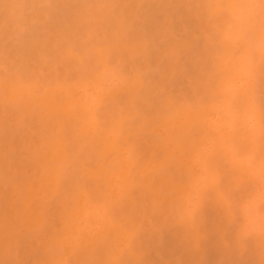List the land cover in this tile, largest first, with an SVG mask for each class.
Masks as SVG:
<instances>
[{
	"label": "bare ground",
	"instance_id": "bare-ground-1",
	"mask_svg": "<svg viewBox=\"0 0 264 264\" xmlns=\"http://www.w3.org/2000/svg\"><path fill=\"white\" fill-rule=\"evenodd\" d=\"M207 2L217 6L0 0V264H264L261 129L251 108L234 106L250 98L253 60L264 56V10L260 0ZM202 15L224 49L213 65L212 98L192 104L166 97V114H142L136 101L150 112L154 89L165 81L177 94L191 84L186 73L199 65ZM69 17L87 25L81 45L111 24L119 42L138 24L146 35L133 53L144 57L142 67L121 75L108 49L77 52L73 34L50 31ZM33 52L38 63L26 80L14 69ZM93 54L91 79H70L68 69L53 76L59 64L83 67ZM125 90L129 108L101 122L104 100ZM66 179L72 190L50 211ZM208 193L214 203L205 207ZM236 220L252 241L236 242L229 227ZM194 225L195 246L187 238Z\"/></svg>",
	"mask_w": 264,
	"mask_h": 264
},
{
	"label": "snow or ice",
	"instance_id": "snow-or-ice-1",
	"mask_svg": "<svg viewBox=\"0 0 264 264\" xmlns=\"http://www.w3.org/2000/svg\"><path fill=\"white\" fill-rule=\"evenodd\" d=\"M216 7V4H209L207 0H202L199 7L202 10H206L208 7ZM220 7H227L226 4L219 5ZM195 7V6H194ZM260 7L264 10V0H260ZM219 19V17L217 18ZM206 15H202L200 18L199 29L196 35L199 37L200 42L196 48V54L199 58V65L194 73H186L191 79V84L187 89L180 94L174 91H170L167 82L163 84L162 90L160 88L154 89V95L151 100V111L145 112L144 105L141 100L138 99L134 105L136 109H139L142 114L152 115L156 111L167 113L170 109L166 108V97L179 103L182 100L187 99L190 103L196 104L197 102L207 104L212 98L211 93L215 87L214 78L212 76L214 72V62L223 55V47L219 43V34H214L210 24H206ZM50 31L58 32L63 31L66 34H73V43L76 45V51L81 52L82 47L92 48L98 47L101 49H108V63L117 69L121 75H131L135 70L142 67L144 57L142 55H134L133 48L135 45L142 42L145 38L146 33L140 30L139 25L134 22L133 27L127 30L124 34L123 39L119 42L115 39L112 33L116 32L117 29L114 24L109 25L105 30L95 36L93 39L88 40L87 43L81 45L79 39L87 31V25L82 21L74 20L72 17L67 18L64 22L56 24L52 22ZM211 38L210 40L208 38ZM152 42L149 40V48H151ZM253 56H255V50L253 49ZM38 60L35 57V52L31 55L25 53V57L22 61H18L15 69L19 72L24 79L30 80L33 78V72L36 70V64ZM65 69L70 70V79H76L79 77L92 78V74L97 70L95 55H89L84 60V65L81 67L76 61H68L59 64L55 69L53 76L59 73L61 76L64 75ZM253 75L255 77L254 85L249 96H245L241 102L236 103L234 106L237 110L243 108L244 110H251L254 113L255 119L261 129V158L264 159V56L260 59L259 63L253 60ZM129 91H117L115 95L106 98L103 102V106L97 112V118L101 121H107L110 117H115L117 110L120 108H129L130 102ZM12 112L9 109V117ZM194 136L199 135L197 128L192 129ZM68 139L71 142V134L68 133ZM183 179L182 175L176 177L177 182ZM228 177L222 178V183L226 182ZM74 182V181H73ZM89 186L91 182H88ZM71 186L68 179L63 184V191L53 201L50 211L58 210L56 208L57 201L61 200L64 195L71 192ZM102 190V186H101ZM209 200L208 204L214 203L212 193H208ZM201 208L198 212L193 213V219L198 220L203 212ZM236 234V242L248 243L253 240L251 234H247L241 229V221H233L229 225ZM198 228L194 225L187 234V238L194 246L197 244L196 235ZM264 243V241H261ZM92 264H105L103 260L93 261ZM122 264H142L141 261L127 260Z\"/></svg>",
	"mask_w": 264,
	"mask_h": 264
}]
</instances>
